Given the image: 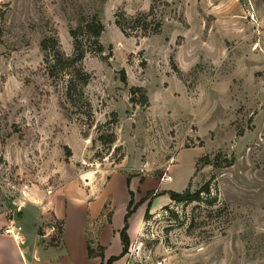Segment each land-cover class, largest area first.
Listing matches in <instances>:
<instances>
[{"label": "rangeland", "instance_id": "rangeland-1", "mask_svg": "<svg viewBox=\"0 0 264 264\" xmlns=\"http://www.w3.org/2000/svg\"><path fill=\"white\" fill-rule=\"evenodd\" d=\"M186 1L0 0V215L18 217L24 248L39 217L29 204L54 194L83 200L87 188L90 198L112 201L106 211L114 217L126 188L133 199L123 228L132 200L135 207L127 233L162 207L144 221L126 254L130 264H264V0H235V30L223 6L205 16V30H190L186 12L191 22L199 16ZM151 9L162 23L156 35L144 37L143 19L131 37L116 24L118 15L135 19ZM93 18L105 30L104 52L83 61L92 75L90 112L83 100L68 103L49 77L41 43L54 37L70 57L71 31ZM113 113L112 146L99 136L108 135ZM165 175L173 180L161 192L141 197L136 176ZM208 182L203 203L168 204L169 191L196 192ZM44 218L41 234L55 220L51 210ZM61 229L56 221L48 245Z\"/></svg>", "mask_w": 264, "mask_h": 264}, {"label": "crops", "instance_id": "crops-1", "mask_svg": "<svg viewBox=\"0 0 264 264\" xmlns=\"http://www.w3.org/2000/svg\"><path fill=\"white\" fill-rule=\"evenodd\" d=\"M185 4L186 6H193L196 9L195 14L198 12L199 16L196 21L194 20V22H191L190 13L186 12V22L190 30L193 29L192 27L194 26H197L198 30H205V16H209L210 14L215 16L218 12L216 10L220 6H223V10L230 15V19L226 25H230L231 29L235 30L234 17L240 12V8L238 4L235 3V0L231 3L221 5L212 1L206 4L205 0H195V2L187 0ZM202 9L206 11H202ZM136 177L137 179L135 181L137 182L135 187L139 189L142 198H146L148 192L155 194L161 192V188H159L161 183L169 182L163 180V178L157 180L150 176L144 178ZM108 188L109 187L106 186L104 189L106 193L115 192V190ZM84 192L86 193V197H84L83 200L62 198L54 194L51 196L50 200L47 201L49 202L54 219L62 223V233L59 240L50 245L47 244L48 242L46 239H48L52 233L49 237H43L39 231L42 227L41 220L43 219L40 209L42 205L29 204L35 209H38L39 217H37V214L38 223L36 225L33 244L25 248L24 245L26 244L27 238L24 237V235V242L20 244L3 232L4 227L11 221L17 222L18 217L15 219H8L6 216L0 215V264H106L112 257L120 258L113 264H130L128 256L121 258L123 244L120 237V231L123 229L122 217L126 212V207L130 199V194H128L127 189H123L121 195L122 203L118 215L116 214L113 217L112 211H110L111 218L109 215L110 213L106 211V207L109 208L112 201H107L109 203L106 205V203H104L105 200L98 201L95 198H90V194L88 193L90 189L86 188ZM113 199H115V197ZM170 202L171 200L169 199L168 204H170ZM29 205H26V207ZM161 208L151 214H156ZM44 215H46V213H44ZM44 221L45 218L43 219V222ZM144 221L145 217L141 218L140 224L134 234L131 235L130 229L128 231V236L131 241L130 252L142 231ZM88 247L96 253H98V248L102 249L104 260L99 256L90 257Z\"/></svg>", "mask_w": 264, "mask_h": 264}, {"label": "trees", "instance_id": "trees-1", "mask_svg": "<svg viewBox=\"0 0 264 264\" xmlns=\"http://www.w3.org/2000/svg\"><path fill=\"white\" fill-rule=\"evenodd\" d=\"M144 20L140 28L144 32V37H148L150 35H156L160 32L162 28V23L160 21L156 22L154 19V10L151 9L148 13L142 14L135 19H128L124 14L118 15L116 24L122 31L125 36L131 37L136 36L139 28V21ZM105 30L104 24L98 19L93 18L91 21L86 22L81 25L78 29L71 31V36L73 38V46L74 53L72 56L68 57L63 54L60 50L59 42L56 38H45L41 43L42 51L44 52V63L46 65V70L49 77L57 82H60L65 90V98L68 103L72 106L76 104L77 100H83L91 112L92 106L90 102L86 99L85 89L90 84L92 80V75L88 73L83 67V61L85 60L88 54L91 55H99L104 52V47L100 42V38ZM125 75V72H123ZM123 82H126V77H123ZM142 91L141 88H133L132 92ZM78 98V99H77ZM132 102L135 103V93L132 97ZM143 102L144 104H148V99L146 94H143ZM112 121H108L105 124L107 130L109 131L108 135L101 134L99 139L108 145H114L116 143V133L115 128L118 124V118L116 113L112 114ZM242 135V133H240ZM229 163L227 166H230ZM130 180H128L129 183ZM211 184L208 182L203 187H201L196 192H192L191 186H189L184 192L179 193L175 191H169V197L171 202L173 203H203V194L210 195L211 194ZM131 198L133 199L132 192ZM216 200V199H215ZM215 200L209 202L207 204L214 205ZM133 200L130 203L128 208V213L125 218V227L120 232L121 241L123 244V253L121 258L126 256L130 249L131 241L127 233L128 228V218L133 213L134 208H132ZM168 209V206H165ZM151 213H147L145 215V220L151 217ZM62 233V229H61ZM88 252L90 257L99 256L104 260V254L102 249L100 252L96 253L90 247H88ZM120 258L112 257L110 258L106 264H113Z\"/></svg>", "mask_w": 264, "mask_h": 264}, {"label": "built area", "instance_id": "built-area-1", "mask_svg": "<svg viewBox=\"0 0 264 264\" xmlns=\"http://www.w3.org/2000/svg\"><path fill=\"white\" fill-rule=\"evenodd\" d=\"M250 17H251V19H253L254 16L250 15ZM163 180L171 181L172 177L169 175H165L163 177ZM40 209L42 212L41 216H42V218H44L46 216V215H44V213H47L50 210L49 202L42 204ZM55 230H56V220L52 221L48 225L47 231L43 232L42 236L43 237H49V235L51 233H53ZM3 232H4V234L11 236L16 242H18L20 244L24 242L23 229H22L21 225L17 224L14 221L9 222L8 225L4 227ZM156 264H164V262L158 261Z\"/></svg>", "mask_w": 264, "mask_h": 264}]
</instances>
